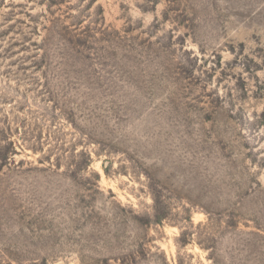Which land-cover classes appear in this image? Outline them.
Returning <instances> with one entry per match:
<instances>
[{"label": "rangeland", "instance_id": "rangeland-1", "mask_svg": "<svg viewBox=\"0 0 264 264\" xmlns=\"http://www.w3.org/2000/svg\"><path fill=\"white\" fill-rule=\"evenodd\" d=\"M0 264H264V0H0Z\"/></svg>", "mask_w": 264, "mask_h": 264}]
</instances>
